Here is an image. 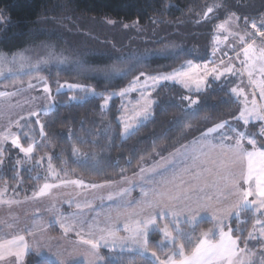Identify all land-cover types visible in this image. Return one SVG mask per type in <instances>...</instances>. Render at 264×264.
<instances>
[{
  "label": "rangeland",
  "instance_id": "rangeland-1",
  "mask_svg": "<svg viewBox=\"0 0 264 264\" xmlns=\"http://www.w3.org/2000/svg\"><path fill=\"white\" fill-rule=\"evenodd\" d=\"M214 5V9L217 10L216 16L208 20H205L206 17L203 14L173 21H159L152 18L148 23L139 25L137 23H123L111 18L91 17L58 27V37L61 40L48 44L44 56L39 59L47 58L51 50L56 56L68 57L69 63L59 64L55 60H52L47 64L40 65L37 70L30 68L27 63L22 66L21 61L16 59L12 62L13 65H11L14 68L11 67L9 71L0 73V92L8 94L0 96V136L11 133L20 137L23 146L27 147L28 144H33L34 151L31 155L33 156L36 144L41 138H45L43 137L44 135H41V125H43L41 116L48 115L54 108L55 94L69 92L71 96L70 102H78L86 97H103L101 101L102 110H106L109 107L110 99H117L120 111V135L121 139H125L151 116L150 114L148 119H141L138 123L132 119L143 107L145 96H148L153 101V108L156 103L155 94L166 85L177 86L187 94L192 95L201 94L207 88L215 85L225 89L230 94L235 103H237L238 109L232 115L222 118L215 123L194 128L193 130L197 131V133L193 137L199 133L206 132L208 128L213 127L217 123L227 121L229 126L237 129L238 132H244L249 137L254 136L258 144H264V135H260L262 128H264V122L254 121L245 125L243 121L236 119L244 107L245 101L244 96H237L231 92L233 87L243 89L245 96L248 97V103H251L255 85L250 82L247 71L241 63L244 60L242 48L246 43H252L253 39L256 41L255 46L257 49L264 47V40L256 37L255 29L251 27L253 22L258 27L264 25V15L253 18L252 15L243 12L242 9L237 10L236 5L223 6L219 5V3H214ZM200 18L202 19L201 22L199 21ZM222 23L226 24L227 31H220L218 29L217 26ZM261 30L264 31V28H261ZM241 36L245 38L243 43L240 40ZM217 37L220 39L218 47L213 43ZM169 41L175 46V51H185L192 55L193 59L166 73L141 72L145 75L140 76L141 73L137 74L124 89L119 91L111 93L95 92L92 85L82 80L61 81L57 76L50 77L53 69H60L62 71L66 69L69 73L82 71L77 68L74 62L80 61L81 58L85 59L86 52L88 51L96 52V55L124 57L134 52H146L155 43L164 44ZM178 44L181 45L179 48ZM82 52L84 54H81ZM22 54L26 56V53ZM157 54L159 55L158 52H156V55H153L157 56ZM20 56L21 54L17 58H20ZM221 60L224 61V65H221ZM29 61L31 64L35 63L31 58ZM189 61L201 66L208 62L214 63L217 67L232 65L234 66L235 74H228L226 78H222L219 81L209 77L208 86L199 92L195 90L194 86L188 89L174 81H164L155 86L152 85L151 81H147L146 85L147 76L167 75L174 71L182 70V68L187 66ZM209 66L211 67V64ZM31 73L33 76L23 78V75L30 76ZM86 73L92 74L91 71H86ZM100 73L104 77L114 76L108 75L109 73L103 71H100ZM137 77H139V81L134 83ZM254 79L259 81L261 77L259 74H255ZM45 84L48 85L50 90L47 93L43 90ZM68 84L80 85L92 91L85 92L79 88L69 89L67 87ZM125 89H128V91L124 95H120ZM255 96L258 103H264V101H260L259 99L258 90L255 91ZM105 100H107V104H105ZM33 112L37 113V115L32 116L31 113ZM37 120L40 121L39 124ZM125 123L133 125L128 132L124 130ZM201 135L199 134V136ZM230 135L234 136L235 133H230ZM193 137L189 138V140ZM187 141L171 150L173 151L171 155V151L166 153L162 151L164 149H161L155 155L156 157L152 156L140 163L134 173L110 182L98 183L79 176L66 175V178L61 181L42 182L34 192L27 194L14 192L12 188L6 185L1 186L0 244H5L17 236H24L25 242L28 244L27 236H25L26 232L29 235L33 233L34 236L35 233L42 232L44 229H51L52 232L57 231L60 234H70L75 244L74 253L79 255L78 257L80 258L79 263L86 264V260L93 258L88 255L90 245L83 243V241L98 239L102 235H107L109 230L115 231L117 237L128 236L129 233L124 231L126 224H131L136 219H146L153 212L159 211V207L155 209L148 208L146 203L147 201H154L156 199L154 195L155 191H162L165 187L172 188L173 185H180L181 181H184L187 186L196 185L199 187L201 184H206L203 182L209 179V186L216 184L217 187H206L200 195L213 197L212 206L228 207L235 204L238 197L233 194L231 188L225 187L224 181L220 180L215 172L207 171L208 176L202 177L203 173L201 172L200 162L197 161L199 167H196L193 165L192 159L187 156V148L194 146L193 144L186 145ZM247 146L251 147L250 145ZM0 147L3 148L2 157L11 151L24 156L10 142H3L0 144ZM214 158L219 159L216 156ZM234 165L236 166L235 170L232 167L229 169L235 173H238L242 167L246 166L240 162H236ZM142 169L143 171H141ZM186 169L187 171H185ZM197 173L199 175H196ZM165 180L171 183L163 185V181ZM72 181H80L82 183L74 184ZM45 183L54 185V187L48 189L45 195L37 196L36 193L39 192ZM93 185H96V187H93ZM185 185H181V187ZM144 193H148V195L145 196ZM217 200L219 204L216 203ZM167 204L168 202L165 201L161 206L167 207ZM179 209L180 205H177V211ZM246 211L248 214H251L250 210ZM243 212L245 214H242ZM242 213L239 218L232 216L231 219L237 218V223L240 224L247 222L248 216L246 212L242 211ZM252 214L254 216L252 227L247 231L242 243L245 245L249 243L254 245L260 244V253H263L264 236L260 235V227H256L254 232L255 239H249L248 237L249 233L253 232L255 220H264V216L254 211H252ZM255 216L257 217L256 219ZM200 222H209L210 228L213 227L211 207L207 212L201 213L195 225L186 221V214L170 217L164 221L158 220L161 226L168 223L171 228L178 229L190 238V231ZM61 224L71 225V230L65 232ZM243 227L244 225L236 227L238 228L237 232H242ZM153 232L159 234L157 231L151 230L149 235ZM159 236L161 240L162 236L160 234ZM61 237L62 239L67 238L65 235ZM46 239L50 241L51 237ZM126 244L127 246L122 248L118 242L115 249L111 246L108 248L102 246L99 249L101 259L97 264H103V252H108V254L122 252L140 254L137 246L131 240L127 241ZM78 247H81L80 252L77 250ZM39 248L43 249V244H38L34 250L29 245V249L19 260L15 256H10L5 252L4 259H0V264H22L23 258H25L24 263L26 264V257L28 256H32L35 260L45 259L33 255ZM164 248H168L170 251V246H165ZM45 250H47V255L56 253L54 244L49 248L45 247ZM144 257L155 264L151 256ZM241 261L244 263L249 262L247 259L242 258V254L237 264H241Z\"/></svg>",
  "mask_w": 264,
  "mask_h": 264
},
{
  "label": "trees",
  "instance_id": "trees-1",
  "mask_svg": "<svg viewBox=\"0 0 264 264\" xmlns=\"http://www.w3.org/2000/svg\"><path fill=\"white\" fill-rule=\"evenodd\" d=\"M214 3L236 5L237 10L242 9L253 18L264 15V0H0V58H4L0 59V73L9 71L13 58L20 60L17 57L22 53L36 63L44 56L48 44L61 40L58 27L77 20L111 18L123 23L144 25L152 18L173 21L203 15L208 8H212L213 11L205 18L208 20L216 16ZM180 46L178 44V48ZM156 52L159 53L158 57L153 55ZM86 53V58L80 60L84 68L99 71L89 74L83 70L69 73L66 69H53L50 77L57 76L61 81L82 80L92 85L95 92L111 93L124 89L141 72L166 73L193 59L185 51H175L171 41L155 43L143 53L134 52L143 58L127 63H120L116 56L96 55L93 51ZM114 65L124 71L131 68V71H127V75L114 74L111 72ZM100 71L114 76H101ZM23 76L26 78L33 74ZM155 96L156 103L150 118L121 139L117 99H110L109 107L102 110L103 97H86L78 102H70L69 92L55 94L54 108L48 115L41 116L43 137L46 139L39 140L35 154L29 158L14 151L7 152L1 158L0 187L6 185L14 192L27 194L34 192L42 182L61 181L66 175L98 183L114 181L134 173L140 163L156 157L161 149L168 153L180 146L197 133L194 128L215 123L238 109L230 94L215 85L197 95L187 94L177 86L166 85ZM184 97L198 103L190 104ZM73 149L77 151L74 153ZM245 212L247 222L237 223V218L230 221L234 229L244 225L242 232L234 233L241 237L240 243L254 221V216ZM208 228L209 222H200L190 231L193 244ZM159 241V234L151 233L148 247L150 252L157 251L163 259L170 251L168 248L160 250L157 247ZM191 246L189 244L188 248ZM102 256L103 264H153L136 253L103 252ZM46 262L51 264L45 259L26 257V264Z\"/></svg>",
  "mask_w": 264,
  "mask_h": 264
},
{
  "label": "snow or ice",
  "instance_id": "snow-or-ice-1",
  "mask_svg": "<svg viewBox=\"0 0 264 264\" xmlns=\"http://www.w3.org/2000/svg\"><path fill=\"white\" fill-rule=\"evenodd\" d=\"M212 11V8H208L204 16L207 17ZM217 27L220 31H227L225 23ZM251 27L255 29V36L264 40V31L261 30V28H264V25L258 27L253 22ZM240 40L243 43L245 38L241 36ZM213 43L218 47L220 43L219 37ZM255 45V39H253L252 43L245 44L242 48L244 60L241 61L247 71L250 82L255 85L251 103H248V97L245 96L243 89L236 87L231 89V92L237 96H244V107L236 119L243 121L245 125L254 121L264 122V103H258L255 96V91L258 90L260 101H264V47L257 49ZM142 58V56L136 53H132L127 57H116L120 63L139 61ZM15 59L14 57L13 60L15 61ZM52 60H55L59 64L69 63L68 57L56 56L51 50L47 58L38 60L35 64H31L29 59L23 54L20 56L22 66L27 63L30 68L37 70L40 65L47 64ZM74 63L77 68L83 71H99V69L84 68L83 63L79 60ZM220 63L224 65L223 60ZM210 64L211 67L209 66ZM127 71H131V68ZM127 71L115 65L111 69V72L117 75H127ZM228 74H235L234 66L217 67L212 62L204 63L201 66L189 61L187 66L182 68V70L174 71L167 75L147 76L145 83L147 85V81H151L152 85L155 86L164 81H174L188 89L194 86L195 90L199 92L208 86L209 77L219 81L222 78H226ZM255 74H259L261 77L259 81L254 79ZM144 75V73L140 74V76ZM138 81L139 77L136 78L134 83ZM67 87L69 89L79 88L85 92L92 91L75 84H68ZM43 90L46 93L50 91L47 84L44 85ZM127 91L128 89H125L120 95H124ZM5 95L8 94L0 92V96ZM183 99L189 100L190 104L198 103L197 100H192L190 97H184ZM105 104H107V100H105ZM152 105L153 101L148 96H145L143 107L132 119L137 123L141 119H148L151 114ZM31 115L36 116L37 113L33 112ZM37 123L39 124L40 121L37 120ZM132 127V124L125 123V132H128ZM230 133H235V135H230ZM41 135H44L43 125H41ZM260 135H264V128H262ZM3 142H10L14 148L19 149L26 157H31L34 151V145L28 144L27 147L23 146L18 135L8 133L0 136V144ZM193 145L191 154L193 165L199 167L197 161L200 164L211 163L214 166L216 175L219 176L220 180L224 181L225 187L231 188L233 194L238 197L236 203L228 207L212 206L213 197L200 195L206 187H217L216 184L211 186L205 184L198 187L196 185L187 186L184 181H181L180 185H173L172 188L165 187L162 191H155L154 195L156 199L154 201H147L146 203L148 208L155 209L159 207V211L153 212L146 219H136L131 224H126L124 231L129 233L128 236L117 237L115 231L109 230L107 235H102L98 239L83 241V243L90 245L88 255L93 258L86 260V264H97L101 259L99 249L102 246L104 248L111 246L115 249L119 242V246L123 248L127 246L126 242L129 240L137 246L142 256H151L155 264H237L241 254H247V248L241 249L239 247L240 236L234 235L237 230L231 226L230 220L232 216L239 218L242 211L246 210H251L264 216V144H258L254 136L249 137L244 132H238L237 129L230 127L228 122L225 121L208 128L206 132L202 133L199 141L193 142ZM247 145L251 147L249 148ZM73 151L75 153L77 150L73 149ZM213 153L219 157L218 160L213 158ZM2 155L3 148L0 147V157ZM201 157L205 159L201 160ZM2 162V159H0V163ZM236 162L246 165L238 173L229 170L230 165H234ZM49 169H52L51 163H49ZM204 171L212 172L213 168H205ZM196 175H199V173ZM72 183L80 184L82 182L72 181ZM169 183L171 182L167 180L163 181V185ZM181 185L185 186L181 187ZM51 187H54V185L45 183L36 195H45ZM93 187H96V185H93ZM144 195L147 196L148 193H144ZM165 201L168 202L167 207L161 206ZM216 203L219 204V201L217 200ZM177 205H180L179 211H177ZM210 207L213 227L202 231L194 244L187 234L181 233L176 228H171L168 223L163 224V226L158 223V220L164 221L170 217L186 214V221L195 225L201 213L207 212ZM257 226L260 227V235L264 236V220L256 219L253 224V232L249 233V239L256 238L254 232ZM61 227L65 232L71 230V225L61 224ZM151 230L157 231L162 236V239L157 242V247L160 250H163L165 246H170V254L166 258L162 259L157 251H149V233ZM189 244L192 245L190 249L188 248ZM28 249L29 245L25 242V237L17 236L5 244H0V259H4L6 252L8 255L15 256L19 260ZM35 255L40 256L41 252L37 251ZM50 255L52 257L51 264H68L67 259L62 258L61 253H51ZM241 264H243V261H241ZM249 264H253V262L249 261Z\"/></svg>",
  "mask_w": 264,
  "mask_h": 264
},
{
  "label": "crops",
  "instance_id": "crops-1",
  "mask_svg": "<svg viewBox=\"0 0 264 264\" xmlns=\"http://www.w3.org/2000/svg\"><path fill=\"white\" fill-rule=\"evenodd\" d=\"M202 133H199V134H202ZM199 134L196 135L195 137H193L191 140H188L186 145L187 144L188 145L193 144L194 141H199V139L201 137V136H199ZM192 148L193 147L187 148V156L190 159H191V154H192ZM174 151H176V150H174ZM172 153H173V151H171L170 155ZM214 156H216L215 153H213V158H214ZM168 157H171V156H168ZM204 159H205L204 157H201V160H204ZM230 167H232L233 170H235L236 166L235 165H230ZM205 168H213V172H215L214 166L211 163L201 164V172L203 173L202 174L203 178L208 176L207 175V171H204ZM203 183H206L207 185H210L209 179H207V181L203 182ZM203 185H205V184H203ZM203 185L201 184V186H203ZM250 212L252 214L251 210H250ZM256 218L257 217L255 216V219ZM30 234L31 235H29L28 232H26L25 236H27L28 244L33 248V250L37 248L38 244H41V245L43 244V249H41V248L37 249V251L41 252V255L38 256V257L45 258V259H47V260H49L51 262L52 257H51V255H47V250H45V247L49 248L52 244H54V248L56 250V253L57 252L61 253L62 254V258L67 259L68 264H81V263H79V260H80V258L78 257L79 255L74 253L75 252V244H74V240L72 239V237H70V234H68V233L67 234H60L57 231L52 232L51 229H44V231H42V232L35 233L34 236H33V233H30ZM63 235L67 236V238H63L62 239L61 236H63ZM50 237H51V240L48 241L49 239H46V238H50ZM239 247L241 249L247 248V250H248L247 254H243L242 253V258L243 259L245 258L248 261L253 262V264H264V252L260 253V244L259 245L258 244L254 245L252 243H249V244L245 245L244 243H240L239 242ZM80 248L81 247L77 248V250L79 252L81 251ZM72 252H73V254H72ZM33 255L36 256L34 253H33ZM24 260H25V258H23V263L22 264H25ZM243 264H249V262L248 263H244L243 262Z\"/></svg>",
  "mask_w": 264,
  "mask_h": 264
}]
</instances>
